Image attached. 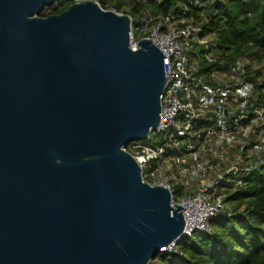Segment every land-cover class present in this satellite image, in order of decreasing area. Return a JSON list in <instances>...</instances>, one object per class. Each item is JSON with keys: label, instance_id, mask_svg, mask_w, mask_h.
Instances as JSON below:
<instances>
[{"label": "water", "instance_id": "water-1", "mask_svg": "<svg viewBox=\"0 0 264 264\" xmlns=\"http://www.w3.org/2000/svg\"><path fill=\"white\" fill-rule=\"evenodd\" d=\"M0 0V264H149L185 226L125 146L154 131L166 77L131 17L95 0Z\"/></svg>", "mask_w": 264, "mask_h": 264}, {"label": "built area", "instance_id": "built-area-1", "mask_svg": "<svg viewBox=\"0 0 264 264\" xmlns=\"http://www.w3.org/2000/svg\"><path fill=\"white\" fill-rule=\"evenodd\" d=\"M218 1L181 0L178 5L182 13L171 8L169 16L145 11L142 15L144 22L139 29L144 33L140 38L152 40V44L162 51L166 77L160 95V119L154 130L165 135V139L157 143L151 140L150 132L147 140L133 141L128 147L141 166L142 177L144 167L150 162H154L155 167L168 160L175 162L171 156L173 149L184 150L186 155L192 154L212 139L223 142L227 150L236 149L231 159L216 155V162L197 161L195 166L204 174L213 172L212 179L199 178L195 182L197 189L183 193L178 200L172 195L171 205L178 203L184 207V237H190L194 232H209L211 221L228 209L221 188L229 182L240 186L242 177L264 162V96L262 102H252L253 84L246 78L250 75L249 61L242 57L228 65L222 61L207 74H202L198 67L199 59L214 62L220 53L216 33L205 31L202 27V22L209 18L214 3ZM108 9L125 14L115 7ZM189 10H194L197 16L188 15ZM130 17L129 47L135 51L139 48L140 38L134 33ZM181 19L184 21L176 23ZM193 41L199 45L198 50H193ZM247 107L250 113H246ZM183 119L187 122V131ZM200 124H204V129L199 135L196 128ZM250 134L257 137L252 146H248ZM196 138L199 142L195 145ZM216 170L221 172L216 173ZM143 180L148 182L144 177ZM150 184L170 189V184L163 180ZM173 246L175 244L162 249L170 250Z\"/></svg>", "mask_w": 264, "mask_h": 264}, {"label": "trees", "instance_id": "trees-1", "mask_svg": "<svg viewBox=\"0 0 264 264\" xmlns=\"http://www.w3.org/2000/svg\"><path fill=\"white\" fill-rule=\"evenodd\" d=\"M67 1L56 0L51 5L45 6L41 12L47 7L51 10L43 16L67 8L72 3L70 0ZM98 1L103 8H106L108 3ZM114 2L115 5L126 8L125 13L130 15L131 13L143 15L145 11L150 10L155 14L169 16L171 8L175 11L180 10L178 4L181 0H161V2L114 0ZM179 13L182 11L180 10ZM188 15L197 16L194 10H189ZM202 27L205 31L216 33L220 53L214 62L199 59L200 72L207 74L222 61L228 65L237 58H246L251 65L248 69L250 75L246 78L253 84L252 102H262L264 0L215 2L209 18L202 22ZM245 111L250 113V108L247 107ZM256 138V134H250L248 146L255 144ZM129 145L130 143L125 146L127 150ZM225 191V202L230 211L216 216L211 221L209 232H194L190 237H183L170 250L159 251L151 261L158 257L163 264H264V162L243 176L240 186H235L231 182L226 184ZM172 195L175 198L173 192Z\"/></svg>", "mask_w": 264, "mask_h": 264}, {"label": "rangeland", "instance_id": "rangeland-1", "mask_svg": "<svg viewBox=\"0 0 264 264\" xmlns=\"http://www.w3.org/2000/svg\"><path fill=\"white\" fill-rule=\"evenodd\" d=\"M56 1V0H55ZM69 1V0H68ZM67 1V2H68ZM106 2V8L109 7H115L117 11L119 12H125L126 8L119 7L115 5L116 3L114 0H102V2ZM114 4V5H112ZM51 10V8H45L40 16H43L45 13H48ZM132 28L134 30V33L141 37L144 33L139 31L141 25L144 22V17L142 15H136L132 14ZM184 21V19H181L177 21L176 23H180L181 21ZM193 50H198L199 45L196 41L192 42ZM183 126L186 129L187 122L183 119L182 121ZM204 126L198 125L196 128V133L199 135L203 132ZM151 140L155 142H162L165 139V135L162 133H157L156 131H151L150 133ZM147 140H141L145 141ZM198 140L196 138V144H198ZM174 152H171V156L174 157L175 162L172 163V161H165L160 164L159 167H155L154 162L148 163L144 169H143V177L145 179H148V182L154 183L156 180H163L170 184L171 191L174 193L175 198L178 200L179 197L183 193H188L191 191H195L197 189L196 183L199 178H207L208 180L212 179L213 172H210L209 174L205 172L203 173V170L199 169L195 166V163L202 160H210L212 162H216L217 156H220L222 158L231 159V155L235 154V148H232L231 150H227L226 146L223 142L220 140H210L208 144H206L203 147H199L196 151H194L192 154L186 155V152L181 149H173ZM172 150V151H173ZM217 155V156H216ZM167 160V158H165ZM220 170H216V173H220ZM202 176L200 177L199 175ZM206 175V177H205ZM215 175V174H214ZM182 184V186L180 184ZM222 192H226L225 188L222 187ZM220 189V190H221ZM177 194H179L177 196ZM227 212H224L222 214L228 213L229 210L226 209ZM151 264H163L160 258H155L151 261Z\"/></svg>", "mask_w": 264, "mask_h": 264}]
</instances>
